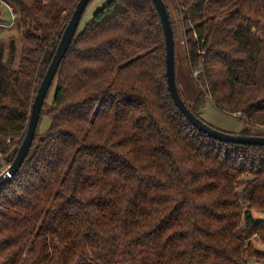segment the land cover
Segmentation results:
<instances>
[{
    "label": "trees",
    "instance_id": "obj_1",
    "mask_svg": "<svg viewBox=\"0 0 264 264\" xmlns=\"http://www.w3.org/2000/svg\"><path fill=\"white\" fill-rule=\"evenodd\" d=\"M1 1L24 37L17 65L14 41L0 37V151L11 164L79 0ZM176 2L200 71L188 107L203 119L208 91L245 124L223 131L264 135L251 131L264 124V0ZM82 19L30 152L0 187V264L264 262L254 242L264 245V145L212 138L175 105L153 0H108Z\"/></svg>",
    "mask_w": 264,
    "mask_h": 264
},
{
    "label": "water",
    "instance_id": "obj_2",
    "mask_svg": "<svg viewBox=\"0 0 264 264\" xmlns=\"http://www.w3.org/2000/svg\"><path fill=\"white\" fill-rule=\"evenodd\" d=\"M90 1L91 0H79L75 10L73 11V14L62 34L53 59L49 64L48 69L34 97L31 106V113L29 116L26 135L18 148V152L14 161L10 164V166L5 172L0 174V187L15 176V174L18 172L25 158L30 152L31 146L36 135L41 109L53 84L56 73L72 43V40L81 22L82 16ZM153 2L159 12L164 29L166 41V74L168 80V89L174 100L175 105L197 129L208 134L212 138L224 142L264 145V135H244L223 131L208 124L206 121L198 117L188 107L186 101L184 100L179 91L176 80L175 33L170 13L167 4L164 0H153Z\"/></svg>",
    "mask_w": 264,
    "mask_h": 264
},
{
    "label": "rangeland",
    "instance_id": "obj_3",
    "mask_svg": "<svg viewBox=\"0 0 264 264\" xmlns=\"http://www.w3.org/2000/svg\"><path fill=\"white\" fill-rule=\"evenodd\" d=\"M108 0H91L90 4L87 6L81 28L84 27L85 23L89 21L94 13L101 8ZM168 10L172 20L174 33H175V51H176V80L179 91L187 103H192L198 96L200 91V71L198 68L192 69L189 63L187 55V46L185 40L184 27L182 22V16L178 11V0H167ZM0 14L4 19L2 22L6 23V27H3V32L1 33V39L5 40L8 45L11 41H14L16 46L15 62L17 65L20 60V54L22 52V45L24 44V37L22 33V27L19 22L18 14L13 6L4 3L0 0ZM197 37V33L194 34ZM42 57V56H41ZM10 58V53L7 51L5 59ZM207 88L204 87V91ZM209 92H206V101L201 108L200 116L216 128H220L226 131L239 132L241 131L245 124L240 117V113H225L217 108ZM53 93L50 95L53 96ZM50 124V118L46 117L43 120L42 129H46ZM252 132L264 133V124L255 125L251 128ZM258 215L263 216V213H258ZM255 245L261 244L259 240H255ZM248 264H264V262H258L254 259H250Z\"/></svg>",
    "mask_w": 264,
    "mask_h": 264
},
{
    "label": "built area",
    "instance_id": "obj_4",
    "mask_svg": "<svg viewBox=\"0 0 264 264\" xmlns=\"http://www.w3.org/2000/svg\"><path fill=\"white\" fill-rule=\"evenodd\" d=\"M8 141H10V139H8ZM10 152L11 150H8L7 152L0 151V174L5 172L10 166V162H8L7 160V157L10 154Z\"/></svg>",
    "mask_w": 264,
    "mask_h": 264
},
{
    "label": "crops",
    "instance_id": "obj_5",
    "mask_svg": "<svg viewBox=\"0 0 264 264\" xmlns=\"http://www.w3.org/2000/svg\"><path fill=\"white\" fill-rule=\"evenodd\" d=\"M257 248L259 249V250H262V251H264V245L261 243V244H257ZM260 263V262H259Z\"/></svg>",
    "mask_w": 264,
    "mask_h": 264
}]
</instances>
